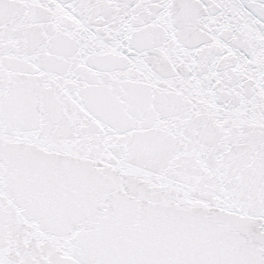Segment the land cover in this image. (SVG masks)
Instances as JSON below:
<instances>
[{
    "label": "snow or ice",
    "instance_id": "1",
    "mask_svg": "<svg viewBox=\"0 0 264 264\" xmlns=\"http://www.w3.org/2000/svg\"><path fill=\"white\" fill-rule=\"evenodd\" d=\"M0 264H264V0H0Z\"/></svg>",
    "mask_w": 264,
    "mask_h": 264
}]
</instances>
